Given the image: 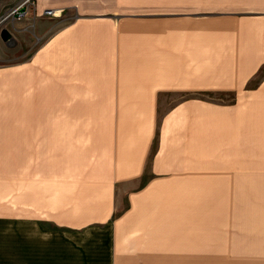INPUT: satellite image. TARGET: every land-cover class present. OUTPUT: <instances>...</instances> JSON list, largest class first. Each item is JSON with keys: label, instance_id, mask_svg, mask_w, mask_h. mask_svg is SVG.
<instances>
[{"label": "crops", "instance_id": "obj_1", "mask_svg": "<svg viewBox=\"0 0 264 264\" xmlns=\"http://www.w3.org/2000/svg\"><path fill=\"white\" fill-rule=\"evenodd\" d=\"M33 1L32 24L10 21L16 48L66 23L39 51L54 64L34 109L45 118L27 120L47 128V177L27 168L24 186L21 173L0 264H264V0L217 13L198 0ZM221 183L256 191L255 213L222 199L200 215L168 193Z\"/></svg>", "mask_w": 264, "mask_h": 264}, {"label": "rangeland", "instance_id": "obj_2", "mask_svg": "<svg viewBox=\"0 0 264 264\" xmlns=\"http://www.w3.org/2000/svg\"><path fill=\"white\" fill-rule=\"evenodd\" d=\"M26 1L0 0V19L7 17L0 26V217H13L14 215L16 188L21 189L22 172L24 186L27 176L24 172L27 168H35L33 177L36 180L39 179L40 182H44L47 177L48 159L44 133L47 128L37 126V121L34 122L36 126H29L31 123L27 120L31 118L38 119V117L45 118V111L37 112L34 109L45 106L46 95L44 93L48 81L47 76L49 72L54 71V64L47 62L46 59L41 62L39 51L45 46L48 38L60 32L66 24L62 22L63 17H61L56 24V29L38 43L35 38L32 39L31 34L27 33L28 41H24L22 47L16 48L14 36H17V34L10 21L12 19L21 20L28 14L29 16L25 18L24 22L32 24L34 18L32 12L33 0H30L15 12ZM198 1L200 13H207V10L217 13L220 12L224 0ZM13 12L15 13L12 14ZM46 15L48 14L46 13ZM61 16H65V14L63 13ZM2 30H8L13 39L5 42L1 37ZM31 130L33 131L32 134L30 133ZM21 131L23 132L22 143L18 136ZM262 161L264 163V160ZM55 162H57L56 159ZM21 168H23V171ZM18 177L19 181L16 184ZM28 177H31V175L29 174ZM248 177L249 183L250 179ZM250 177L253 179L254 175H250ZM220 178H223V175ZM216 186L217 188L211 191H176L168 193L173 194L176 198L186 199L192 197L197 199V207H182V209H193L200 215L215 214V209L219 212L220 209L217 206L222 199L225 201L231 199L233 202L243 203L244 207L248 206L247 213H255V190L254 193L249 189H218L222 187V183ZM250 187L254 188V185L251 184ZM211 201H214V203ZM256 206L258 210H262L261 207L264 206V187L259 190V208L257 201Z\"/></svg>", "mask_w": 264, "mask_h": 264}, {"label": "water", "instance_id": "obj_3", "mask_svg": "<svg viewBox=\"0 0 264 264\" xmlns=\"http://www.w3.org/2000/svg\"><path fill=\"white\" fill-rule=\"evenodd\" d=\"M19 9L20 8L16 9L15 12L18 11ZM15 12H13L12 14H14ZM6 19L7 17L0 19V26L4 23ZM1 37L5 42H9L13 39L12 34L8 30H2Z\"/></svg>", "mask_w": 264, "mask_h": 264}, {"label": "built area", "instance_id": "obj_4", "mask_svg": "<svg viewBox=\"0 0 264 264\" xmlns=\"http://www.w3.org/2000/svg\"><path fill=\"white\" fill-rule=\"evenodd\" d=\"M48 15H53V11H48V12H46Z\"/></svg>", "mask_w": 264, "mask_h": 264}]
</instances>
